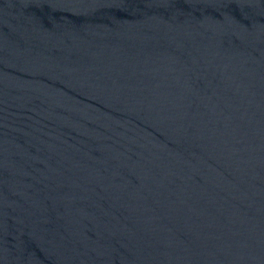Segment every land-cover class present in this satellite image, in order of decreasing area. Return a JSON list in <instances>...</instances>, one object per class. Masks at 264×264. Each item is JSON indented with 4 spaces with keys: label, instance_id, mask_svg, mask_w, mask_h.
I'll use <instances>...</instances> for the list:
<instances>
[{
    "label": "water",
    "instance_id": "1",
    "mask_svg": "<svg viewBox=\"0 0 264 264\" xmlns=\"http://www.w3.org/2000/svg\"><path fill=\"white\" fill-rule=\"evenodd\" d=\"M0 264H264V0H0Z\"/></svg>",
    "mask_w": 264,
    "mask_h": 264
}]
</instances>
